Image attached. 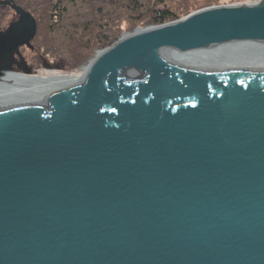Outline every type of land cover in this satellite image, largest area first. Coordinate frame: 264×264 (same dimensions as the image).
<instances>
[{
	"label": "water",
	"instance_id": "obj_1",
	"mask_svg": "<svg viewBox=\"0 0 264 264\" xmlns=\"http://www.w3.org/2000/svg\"><path fill=\"white\" fill-rule=\"evenodd\" d=\"M7 5L0 82L31 73L37 35ZM244 44L264 47V0L126 36L61 92L0 102V264H264V69L215 52Z\"/></svg>",
	"mask_w": 264,
	"mask_h": 264
},
{
	"label": "trees",
	"instance_id": "obj_2",
	"mask_svg": "<svg viewBox=\"0 0 264 264\" xmlns=\"http://www.w3.org/2000/svg\"><path fill=\"white\" fill-rule=\"evenodd\" d=\"M15 1L13 4L30 13L38 26L43 23L42 18L49 20L47 22L51 24V29L45 43L47 49L55 47L56 42L62 39L60 48L63 51L70 43L76 42L81 49L89 51V56L122 38V27L125 22L134 23L128 31L136 30L135 27L148 30L177 22L183 16L197 10L220 5V0H204L202 3L185 1L177 9L173 7V3L169 4L164 0H152L153 3L147 0H22L23 3ZM238 1L255 4L262 0ZM84 7L89 8L91 17L81 22L80 17H76L72 10ZM1 15L0 12V17ZM80 65L81 63L77 64L75 69Z\"/></svg>",
	"mask_w": 264,
	"mask_h": 264
},
{
	"label": "rangeland",
	"instance_id": "obj_3",
	"mask_svg": "<svg viewBox=\"0 0 264 264\" xmlns=\"http://www.w3.org/2000/svg\"><path fill=\"white\" fill-rule=\"evenodd\" d=\"M0 1H7V2H10L12 4L14 1V4L16 3L15 0H0ZM147 1L149 3H153L152 0H147ZM164 1H167L169 4L173 3V7L175 9H177L182 4H184L185 1H188L190 3H202L204 0H164ZM20 2L23 3L22 0H19L18 3H20ZM247 4H252V3L249 1L242 3L238 0H220L219 6H212L209 8L220 7V6H239V5H247ZM11 8L12 7H10L9 5L0 6V9H1L0 12L2 13V15L0 17V32L6 31L12 23L18 21V17L16 15L15 11L12 10ZM209 8L197 10V11L191 13L190 15H193L199 11L209 9ZM72 11H74L73 14H76V17H80L81 22H85L86 20L90 19V17H91L90 10L88 7H84L81 9H74ZM190 15H188V16L185 15L180 20H183V19L189 17ZM42 20H43V23H40V26H38V23H37V26H38L37 27V35H36L34 41L32 42L33 48L29 49L27 47H23L20 49L21 56L23 57V60L26 64L27 68L31 70V73L29 74V76L47 79V78H50L51 76H66V75L73 74L77 71H81L82 69H84V67H86L89 64V62L97 55V53L102 51V50H100V51L96 52L94 55L89 56V53H88L89 51L81 49L80 45L77 44L76 42L70 43L68 48H66L65 51H63V49L60 48V46L62 45V43H61L62 39H59L56 42L55 47H53V48L48 47V49H47V46L45 45V43H47V39L49 38V31L51 29V24H48V22H47V21H49L48 19L46 20L45 18H42ZM132 25H134V23L125 22L123 24V27H122V29H123L122 36L123 37L122 38L136 34L138 32H141V31H136L137 29L143 30V28L135 27L136 30L128 31L130 26H132ZM146 29L147 28H145L143 31H146ZM59 36H61V35H59ZM122 38H120L119 40H121ZM118 41H116V42H118ZM115 43H113L112 45H114ZM106 48H108V47H106ZM252 48H254V47H252ZM259 49H262V47ZM224 50H225V53H227V54H229L235 58H248V59L250 58L253 60H264V59H262L264 57V52H258L255 54L252 52L242 53V51H241V53H238L237 55H235L237 52L236 53L232 52L234 50H232L231 47L225 48ZM80 63H81V65L75 69L77 64H80ZM16 73H22V72L17 70ZM26 83H27V85H32L35 83L39 84L38 81H33V80H27V82H25V84Z\"/></svg>",
	"mask_w": 264,
	"mask_h": 264
},
{
	"label": "bare ground",
	"instance_id": "obj_4",
	"mask_svg": "<svg viewBox=\"0 0 264 264\" xmlns=\"http://www.w3.org/2000/svg\"><path fill=\"white\" fill-rule=\"evenodd\" d=\"M252 47H256V46L250 44H244L238 47L231 46V49L234 50L232 52L235 53L237 52L236 54L234 53L235 55L241 53L240 48H250V50L252 51L256 50L254 51L256 53L264 51L263 49L264 47L262 46L258 47L257 49H254ZM261 47L262 49H259ZM225 48H228V46ZM225 48H219L217 51H215L217 56H219L218 58L220 59L219 62L220 64H218L219 66L228 67V69L231 68L233 70L234 69L237 70L264 69V60H253L250 58L249 59L235 58L225 53L224 50ZM194 55L196 54L193 53L190 54V56L189 55L182 56L181 58H179L178 55H176L174 56V59L177 61V63H181V62L189 63V61H193ZM262 59H264V57ZM81 71H77L73 74L66 76H51L50 78L47 79L31 77L29 75H25L23 73H16V72L7 74L0 82V102L44 95L55 92H61L62 89H65L73 85L74 83L78 82V80L81 79L79 76ZM27 80L38 81L39 84L35 83L32 85H27V83L25 84Z\"/></svg>",
	"mask_w": 264,
	"mask_h": 264
},
{
	"label": "flooded vegetation",
	"instance_id": "obj_5",
	"mask_svg": "<svg viewBox=\"0 0 264 264\" xmlns=\"http://www.w3.org/2000/svg\"><path fill=\"white\" fill-rule=\"evenodd\" d=\"M17 61H20V59L18 57H16ZM14 69L17 70V68L14 66Z\"/></svg>",
	"mask_w": 264,
	"mask_h": 264
}]
</instances>
